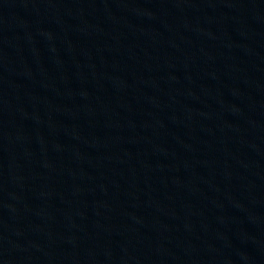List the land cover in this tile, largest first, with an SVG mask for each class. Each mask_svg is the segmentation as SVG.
Returning <instances> with one entry per match:
<instances>
[{"label": "water", "instance_id": "95a60500", "mask_svg": "<svg viewBox=\"0 0 264 264\" xmlns=\"http://www.w3.org/2000/svg\"><path fill=\"white\" fill-rule=\"evenodd\" d=\"M0 264H264V0H0Z\"/></svg>", "mask_w": 264, "mask_h": 264}]
</instances>
